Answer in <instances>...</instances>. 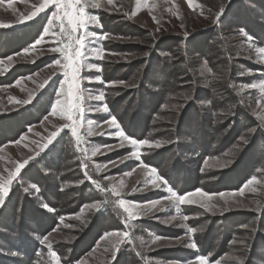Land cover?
<instances>
[{"label": "rangeland", "instance_id": "1", "mask_svg": "<svg viewBox=\"0 0 264 264\" xmlns=\"http://www.w3.org/2000/svg\"><path fill=\"white\" fill-rule=\"evenodd\" d=\"M39 2L0 0V24L13 25L0 26V174L4 175L39 151L51 132L69 123L59 112L52 113L57 99H64L57 93L65 81L62 65L55 64L62 56L51 51L58 46L56 39L48 35L35 44L54 9L33 22L18 23ZM99 2L101 7L89 12L99 17L102 27L89 25L86 30L96 43L86 46L79 83L85 94H105L104 103L119 129L109 130L104 124L110 119L108 113L86 110L79 145L71 130L63 129L54 144L30 162L26 172L22 170L0 207V264L24 260L32 249L34 264H54L47 247L39 243L44 236L61 264H196L197 256L208 257L209 264H238L236 258H243L245 264H264L260 260L264 257V163L240 183L250 160L256 161L255 145L264 141V94L259 89L241 90L264 82V54L257 51L264 48V7L249 2L248 9L246 0H192L191 6L188 0ZM221 8L224 12L217 22ZM241 17L247 19L245 31ZM104 33L109 39L99 40ZM96 47L105 49V61L95 57ZM95 64L101 72L92 68ZM156 65L162 71L178 70L172 74L177 81L174 89L158 85L153 75ZM97 75L101 81L95 79ZM45 80L48 83L41 89ZM30 95L34 99L29 104L21 103ZM100 103L86 100L85 106ZM244 119L252 125L247 128ZM208 120L219 135L218 144L201 154L194 142L198 137L189 127L196 124L207 133L202 123ZM89 127L109 134L88 137ZM242 128L246 130L241 132ZM119 130L126 137L162 146L141 149L143 155L137 160L131 155L136 149L115 135ZM95 147L101 151L92 156ZM141 161L155 167L167 183L159 189L146 184L147 170L140 167ZM184 167L204 175L200 188H195L192 172L191 183H180L187 172ZM254 176L256 182L245 188ZM92 181L108 191L97 189ZM197 189L210 198L195 194L190 197L195 203L181 205L179 211L163 200L171 191L185 195ZM119 199L140 205L134 210L139 218L126 224L127 214L116 204ZM154 201L160 203L153 207L149 202ZM93 204L102 205V210L92 208ZM188 227L197 229L192 239L186 234ZM114 231L129 232L118 252L116 238L105 237ZM155 237L160 240L152 244ZM193 240L196 249L189 246ZM202 247L210 255H204Z\"/></svg>", "mask_w": 264, "mask_h": 264}, {"label": "snow or ice", "instance_id": "2", "mask_svg": "<svg viewBox=\"0 0 264 264\" xmlns=\"http://www.w3.org/2000/svg\"><path fill=\"white\" fill-rule=\"evenodd\" d=\"M144 2L147 3V0H144ZM108 3L111 4L112 0H108ZM188 3L189 6H191L192 0H188ZM100 7L101 4L99 0H40L38 5L36 4L32 5L33 10L30 11L29 14H26L23 17L22 21H18V23L33 22L38 17H40L41 14L45 13L46 10H49L50 8L54 9V11L51 12V16L47 17V26L43 28V35H41V37L35 41V44L37 45L41 44L44 40V36H48V35H51L54 39H56L58 46L52 48L51 51L55 53H60L62 56V60L61 59L56 60L55 64L62 65L65 81L61 85L60 91L57 93L58 97H63L64 99L63 101L60 98L57 99L56 104L52 107V113L56 114L57 112H59V115L62 118L69 121V123L63 124L60 127L56 128L55 131L51 132V134L47 137L46 142L40 145L39 151L35 152L34 155L28 156L27 159H24L22 162H17L14 170H8L6 175L0 174V207L5 205L6 200L9 197L10 192L13 188L14 183L18 182L22 174V170H25L26 172L27 166L30 165V162L35 161L37 157L41 155V153L45 152L51 145H53L58 135L61 133L63 129H70L72 136L75 137L76 139L77 145L81 143L82 137L79 134V130L83 127V123H84L83 118L86 110H92L99 113H108L110 119L104 121V124L107 125V128L109 130L119 129L117 118L111 114L110 109L107 106V103H104L105 94L103 92H101L98 95H92L91 93L85 94V90L81 87V84L79 83V81L82 79V77L80 76V72L83 68V58L85 56L86 46L87 44L95 45L96 43V40L94 38L89 37L86 30L89 28V25L102 27V25L100 24L99 17L92 15L89 12V9H99ZM223 12L224 9L221 8L220 12L217 14L216 17L217 22H219V18L221 15H223ZM133 15H135V13H133ZM0 26L12 27L13 25L0 24ZM56 28L59 29L58 32L54 30ZM188 36L189 33L185 32L184 38L187 39ZM64 38L67 39V43L64 42ZM98 39L101 41L109 39V34L104 33L103 35H100ZM248 40L251 42L252 38L248 37ZM24 51L27 52L28 50L25 49ZM257 51L264 54V48H258ZM94 54L99 61L101 62L105 61L106 54L104 48L96 47ZM145 55H147V53H145ZM7 60L9 61V63H11L13 61V57L9 56L7 57ZM0 64H3L2 60H0ZM92 68L95 69L97 72L102 71L101 66L98 64L92 65ZM53 75H55V73H53ZM49 79H51V77H49ZM95 79L97 81H101V76L97 75ZM17 83H19V81H17ZM47 83L48 80H45L44 83L40 85V88L44 89ZM114 83L115 82H113V84ZM243 88L259 89V91L262 94H264V82L244 85L242 86L241 90H243ZM33 99L34 97L30 95L28 99L21 101V103L27 105ZM86 100L97 101L101 103L95 106L88 105L86 108L85 106ZM45 119H47V117H45ZM261 120L264 121V116L261 117ZM88 124L91 125L92 121H88ZM96 134L105 135L109 133L104 131H101L100 133H95L91 129V127H89L86 133L88 137H92ZM115 135L121 139H127L129 144L134 149H136L134 152H132L131 155L135 157L137 160H141V157L143 155L141 149L160 148L162 146L160 142H153L150 141L149 139L137 140L134 138L126 137L122 130L117 131ZM16 143H19V141H17ZM245 143H247V141H245ZM81 150L86 151L85 149H81ZM108 150L111 151L112 149L109 147ZM100 151L101 149L99 147H95L92 150L91 155L96 156L97 153H99ZM140 167L142 169L147 170L146 175L148 179L145 181V183L151 184L153 189H159L167 183L164 177L158 174V171L155 167H151L149 164L143 163L142 161L140 163ZM97 168L98 170H103V168H101V166L99 165H97ZM128 175H131V173H128ZM89 179L91 178L89 177ZM254 182H256L255 176L249 180L248 184L245 185V188H247L249 184H252ZM92 183L96 186L97 189H100L105 192L108 191V189H101L99 182L92 181ZM31 188L34 189L36 192H39V188L36 185H32ZM29 190H30L29 188H24L25 192H28ZM133 190L135 191L136 189ZM111 192L113 193V195L117 197L120 196V192H118L115 187L111 188ZM243 192L244 189H241L240 194L242 195ZM195 194L209 196L208 193H204L200 189H197L196 193H188L185 195H179L176 192L171 191L170 195L163 197V200L167 201L168 205L174 207L177 211H179L181 205L187 206L195 203V201L190 198ZM220 195L223 196V193H221ZM149 203L153 207H155V205L159 204L160 201H154ZM116 204L119 206L120 209H122L124 213L127 214L125 218L126 224L130 221L139 218L137 217V214L134 210L138 209L140 205L132 202H126L124 199L117 200ZM201 206L204 207L206 210L209 207V205L207 204H202ZM42 207L51 211V209H49V206L47 204H43ZM91 207L95 208L97 211L102 210V205L100 204H93L91 205ZM173 219H175V217H173ZM185 219H187V217H185ZM196 232L197 229L192 227H188L186 229V234L188 235L189 239H192L193 235ZM105 237L116 238V245H114V247H116L118 252L119 251L118 246L129 240V232L114 231V232L106 233ZM159 240L160 237H155V239L152 241V244H155ZM48 241H49V237L44 236L42 239H40L39 243L47 247L48 255L51 257V260L54 262V264H61L60 257L55 251L52 250V244ZM177 242L180 243L182 241L178 240ZM233 243H235V241ZM189 246L193 249H196L198 247L197 243L194 240L190 243ZM115 257H116V252H113V259H115ZM236 259L238 264H245L243 258H236ZM196 264H209V259L208 257L205 256H197ZM215 264H220V262L216 261Z\"/></svg>", "mask_w": 264, "mask_h": 264}, {"label": "trees", "instance_id": "3", "mask_svg": "<svg viewBox=\"0 0 264 264\" xmlns=\"http://www.w3.org/2000/svg\"><path fill=\"white\" fill-rule=\"evenodd\" d=\"M249 2L250 3L253 2L254 4L257 3V5H259L260 7L262 6L261 8L263 10V7H264L262 5L263 4V0H251V1L246 0V4L248 6V9H251V6H250ZM248 9H246V11H248ZM241 18H242L241 23L243 22V24L241 26L244 28L243 30L245 31V29H247V28H245L244 26H246V24H247V19H246V17H241ZM112 25L113 24H111V26ZM252 25L254 26L255 23L253 22ZM254 29H256V31H257L258 25L257 26H254ZM260 29H261V27H260ZM128 30H130V28ZM122 33L124 35H126L127 31L126 30H123ZM154 69H156V70L154 71L153 75L155 76V79H156L157 83H159L158 85H161L162 87H165V88H171V89L173 88L174 89V87L177 84V81L174 80L176 77H174V76L176 75V71L178 72V70L175 71L174 69L173 70L167 69L166 71H162V69H161V67H159V65H156L154 67ZM172 74L174 76H172ZM147 93H148V96H152V94H153V93H150L149 91ZM161 100L162 99L160 97L159 105L161 103ZM235 115H237L236 112H234V119L236 118ZM244 116H245V119H247L246 115H244ZM194 122H196V120H194ZM212 122L210 120H208L206 122V125L204 123H202L203 126L206 127L204 130H206L207 133H205V131H202L201 128H198L199 126H197L196 124H194V126L193 125H190V127H189V131L191 132V135H194L195 137H198L197 138L198 141L196 139L194 142L195 143H198V146L200 145L199 148H197V150L201 154L204 151H205V153L206 152H209V153L212 152L213 149L215 148V145L218 144L216 142H217V139H218L219 135L216 134V133H214L216 131V129H215V126H214V124ZM246 122H248V121L245 120L244 123H242V124H246ZM251 125L252 124L250 122L249 124H246V127L248 128ZM137 127H139V126H137ZM245 130H246L245 128H242L241 129V132H244ZM204 136H206V139L204 138ZM207 139H208V141H207ZM205 155H207V154H203V156H205ZM253 156L255 157L256 161L253 162L252 160H250L251 164L248 166V168L246 170V176H244V178H242L240 180V183L242 185L249 178V176H248L249 171L251 172V174H253V172L255 171V169H257V167L259 165H261V164L264 163V141L259 140L257 142V144L255 145V150H254V155ZM189 163H190V161H189ZM184 168H186L185 170L187 172L184 174L185 176L184 175L182 176V177H185V179L183 181H181L180 183H183V185L186 184V182L191 183V181H189V178L190 177H188V175H191L189 172H192L193 173L192 175L195 177V180L197 181L196 182L197 185L195 186V188H200L202 186V183H203V180H204V175L201 174V173H199V172H194L192 170H189L187 167H184ZM195 188L193 186V188L191 190H194ZM25 210H26V208H25ZM261 243H262V245L264 244L263 241H261ZM201 245H203V244H201ZM262 245H260V246H262ZM262 249L264 250V248H262ZM34 252H35V250H33V249H32V252H28L27 253V256H26V259H24V260L15 259V264H34L33 263L35 261ZM203 252H204V255H210V252L209 251H206L205 248H203ZM260 260L263 261L264 260V257L260 258Z\"/></svg>", "mask_w": 264, "mask_h": 264}, {"label": "crops", "instance_id": "4", "mask_svg": "<svg viewBox=\"0 0 264 264\" xmlns=\"http://www.w3.org/2000/svg\"><path fill=\"white\" fill-rule=\"evenodd\" d=\"M34 248H36V247L34 246Z\"/></svg>", "mask_w": 264, "mask_h": 264}]
</instances>
